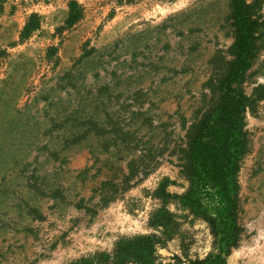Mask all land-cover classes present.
I'll use <instances>...</instances> for the list:
<instances>
[{
	"label": "rangeland",
	"instance_id": "rangeland-1",
	"mask_svg": "<svg viewBox=\"0 0 264 264\" xmlns=\"http://www.w3.org/2000/svg\"><path fill=\"white\" fill-rule=\"evenodd\" d=\"M244 5L222 125L231 0H0V264H192L229 235L224 264H264V0Z\"/></svg>",
	"mask_w": 264,
	"mask_h": 264
},
{
	"label": "trees",
	"instance_id": "trees-1",
	"mask_svg": "<svg viewBox=\"0 0 264 264\" xmlns=\"http://www.w3.org/2000/svg\"><path fill=\"white\" fill-rule=\"evenodd\" d=\"M72 5L76 6L75 1L71 2ZM231 11L232 17L234 20V25L236 26V38L234 42L235 57L233 60V65L228 73V75L219 82L218 89L222 96L225 98V101L222 102L220 112L218 113L215 122L222 125L229 124L239 113L242 111L244 104V97L241 93L236 91L234 83L236 82L239 74L244 71L248 66V52L252 43V29L250 22L245 14V5L244 0H231ZM80 17L78 10L71 8L69 21L71 23L75 22ZM207 127L206 121H203L201 126L198 128V133L204 131V128ZM150 166H147L144 170H141L143 175H146ZM132 172L130 177H133ZM128 178V179H129ZM118 193L115 191L105 192L101 198V205L107 204L109 201L115 199ZM219 225L226 226V223ZM230 227H235V224L230 225ZM235 236L229 235L226 242L220 245L219 252L215 253L212 256L205 257L201 260H193L192 264H224V254L227 253V249L234 245ZM222 242V241H220ZM135 249V248H134ZM140 254L137 253V250H134L129 255ZM136 255V256H137ZM134 257V256H132Z\"/></svg>",
	"mask_w": 264,
	"mask_h": 264
}]
</instances>
